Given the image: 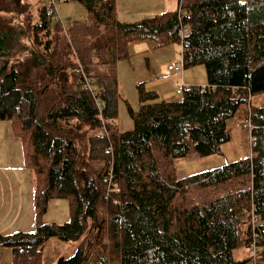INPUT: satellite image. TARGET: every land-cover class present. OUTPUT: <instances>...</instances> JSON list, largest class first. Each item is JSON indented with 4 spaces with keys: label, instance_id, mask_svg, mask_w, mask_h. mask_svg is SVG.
Listing matches in <instances>:
<instances>
[{
    "label": "trees",
    "instance_id": "obj_1",
    "mask_svg": "<svg viewBox=\"0 0 264 264\" xmlns=\"http://www.w3.org/2000/svg\"><path fill=\"white\" fill-rule=\"evenodd\" d=\"M78 1L88 17L65 28L47 0H0V121L36 177L34 229L0 233L11 264H39L55 237L79 242L57 264H247L235 251L253 243L264 260V105H252L264 94V0H184L185 14L134 22L118 19L117 0ZM182 26L184 69L204 66L207 84L166 100L138 83L134 127L120 131L129 45L179 42ZM243 105L251 154L180 176L177 159L223 154ZM53 199L69 201L70 220L44 221Z\"/></svg>",
    "mask_w": 264,
    "mask_h": 264
},
{
    "label": "rangeland",
    "instance_id": "obj_2",
    "mask_svg": "<svg viewBox=\"0 0 264 264\" xmlns=\"http://www.w3.org/2000/svg\"><path fill=\"white\" fill-rule=\"evenodd\" d=\"M175 2L167 0H117V17L121 21L134 22L145 18L154 17L167 11L176 9ZM58 15L61 24L67 28L74 20L86 19L88 14L82 2L78 0H63L58 3ZM38 16V11H36ZM58 21L53 20V26ZM182 44L176 42L166 46H157L153 40L146 39L133 42L129 45L128 59L119 65V103L118 115L114 119L120 131L131 130L134 121L128 106L138 111L139 93L137 85L174 81L176 90L179 89L177 81L180 73L169 70V65L183 62ZM185 82L194 80V85H206L207 73L204 66L184 69ZM171 100H180L182 93L176 92ZM264 105V94L253 98L252 105ZM249 106L243 105L238 113L228 122L231 140L222 147L223 154L209 157H200L191 154L186 158L176 160L177 172L180 176L212 169L231 161L241 159L251 154L252 140L249 124ZM34 170L25 160L23 144L20 137L15 134L12 122L0 121V191L1 201L4 203L17 200L31 206L32 229H34ZM36 178V177H35ZM71 218L70 203L67 199H53L48 205V210L43 219L48 223H64ZM17 232V231H16ZM13 233V232H12ZM79 242L63 241L51 238L42 248L39 264H57L60 257H71L78 249ZM5 253L4 262L12 263V251L9 247H0ZM250 257V250L241 248L235 251V258L245 259ZM247 264H264L260 257L252 258Z\"/></svg>",
    "mask_w": 264,
    "mask_h": 264
},
{
    "label": "crops",
    "instance_id": "obj_3",
    "mask_svg": "<svg viewBox=\"0 0 264 264\" xmlns=\"http://www.w3.org/2000/svg\"><path fill=\"white\" fill-rule=\"evenodd\" d=\"M178 72L181 75L180 80L177 81L178 83L177 86L179 88L181 84H185L187 86L194 85L195 81L192 79L189 80L188 82H185L184 77L186 74H184L185 72L184 70ZM147 88L148 90L156 91L161 99H166V100H171V97L174 96L176 90L174 81L154 83V84L151 83L148 85ZM178 90L179 89H177L176 92H178ZM34 180H35V174H34ZM34 187H35V181H34ZM1 190L2 188H0V191ZM32 215L33 214L31 213V206L29 203L28 205H25L21 202H17V200L4 203L3 201H1V195H0V233L10 234L16 231H31V229L33 228ZM4 255L5 253L3 251H0V264H10L9 262L8 263L4 262Z\"/></svg>",
    "mask_w": 264,
    "mask_h": 264
},
{
    "label": "built area",
    "instance_id": "obj_4",
    "mask_svg": "<svg viewBox=\"0 0 264 264\" xmlns=\"http://www.w3.org/2000/svg\"><path fill=\"white\" fill-rule=\"evenodd\" d=\"M63 0H47V3L50 7V11L55 13V19L57 20H60V16L58 15V12H57V7H58V3L62 2ZM170 2H175L177 7L176 9L179 10V14L182 15V14H185V12L183 11V2L184 0H168ZM189 32V29L188 27L186 26H182L179 33H178V37H179V42L181 44L184 43V39H185V36L186 34H188ZM169 70H177V71H183L184 70V64L183 62H177V63H174L173 65H169ZM187 87V85L185 84H181L180 85V88L178 90V93H182V91ZM93 91L94 93H96V90L95 88H93ZM97 106L99 108H101L102 104L100 101H97ZM251 128V124L249 123V125H247ZM105 129V132L107 133V129L106 127L104 128ZM106 182H110V180L106 179L105 180ZM257 218L255 217L254 218V221H256ZM250 255L252 258H257L259 256V253H258V248L256 246L255 243L252 244L251 248H250Z\"/></svg>",
    "mask_w": 264,
    "mask_h": 264
},
{
    "label": "water",
    "instance_id": "obj_5",
    "mask_svg": "<svg viewBox=\"0 0 264 264\" xmlns=\"http://www.w3.org/2000/svg\"><path fill=\"white\" fill-rule=\"evenodd\" d=\"M156 120H158V119H156ZM113 174H115V171L113 172Z\"/></svg>",
    "mask_w": 264,
    "mask_h": 264
}]
</instances>
